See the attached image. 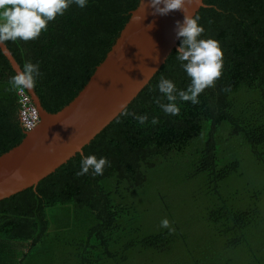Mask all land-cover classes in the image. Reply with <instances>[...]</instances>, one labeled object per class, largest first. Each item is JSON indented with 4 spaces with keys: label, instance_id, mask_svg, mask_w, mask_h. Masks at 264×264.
Returning <instances> with one entry per match:
<instances>
[{
    "label": "trees",
    "instance_id": "obj_1",
    "mask_svg": "<svg viewBox=\"0 0 264 264\" xmlns=\"http://www.w3.org/2000/svg\"><path fill=\"white\" fill-rule=\"evenodd\" d=\"M140 1L73 3L37 39L5 42L22 70L39 65L33 89L49 113L82 91ZM205 5L196 14L200 39L218 41L224 53L216 86L198 104L178 99L180 113L166 114L154 102L168 103L160 77L178 90L191 83L174 49L82 152L0 201V264H264V0ZM16 74L0 48V156L27 136L10 83ZM125 112L149 120L141 125ZM81 153L110 166L78 177ZM192 186L200 196L195 216L184 211Z\"/></svg>",
    "mask_w": 264,
    "mask_h": 264
},
{
    "label": "water",
    "instance_id": "obj_2",
    "mask_svg": "<svg viewBox=\"0 0 264 264\" xmlns=\"http://www.w3.org/2000/svg\"><path fill=\"white\" fill-rule=\"evenodd\" d=\"M149 2L141 0L131 12L107 57L62 110L49 113L35 90H29L41 110L42 122L18 146L0 156V201L36 186L82 152L143 90L172 51L178 50L181 38L176 22H183L184 12L153 15L152 7L144 8ZM185 7L189 15L196 16L206 7L205 0H187ZM0 48L16 73L23 71L5 43Z\"/></svg>",
    "mask_w": 264,
    "mask_h": 264
},
{
    "label": "clouds",
    "instance_id": "obj_3",
    "mask_svg": "<svg viewBox=\"0 0 264 264\" xmlns=\"http://www.w3.org/2000/svg\"><path fill=\"white\" fill-rule=\"evenodd\" d=\"M186 2L187 0H150L149 4L144 3L145 11L147 7L154 9L153 15H167L172 11H183L185 14L182 23L176 22L177 37L182 38L176 58L181 62L191 83L186 90H178L172 80L161 76L157 87L168 103H161L160 97L154 98V102L166 114L170 115L180 113L178 99L185 102L190 101L193 104L200 103L199 96L207 88L216 86L224 67V53L220 43L214 39H200L205 32V28L199 24L201 17L189 15L185 7ZM73 3L81 8L87 6V0H0V45L7 41L23 40L28 42L37 39L42 32L47 31L48 23L54 21L57 16L64 15ZM153 26L154 22L148 27L152 28ZM156 60L158 62V57ZM40 75L38 64L26 62L23 71L18 72L10 80L14 89L26 91L39 111L40 122L37 127L42 122V114L29 90L35 87ZM150 90L156 91L155 88ZM224 91H230V88H225ZM124 114L133 116L141 125L146 124L149 120L147 114L137 115L129 112ZM151 123L158 124L159 119L154 117ZM33 130H27L26 133ZM81 156V170L76 173L78 177L88 174L90 170L94 176L103 175L104 169L110 166V161L106 157L83 156V153ZM161 226L175 232V228L171 227L168 219L162 220Z\"/></svg>",
    "mask_w": 264,
    "mask_h": 264
},
{
    "label": "built area",
    "instance_id": "obj_4",
    "mask_svg": "<svg viewBox=\"0 0 264 264\" xmlns=\"http://www.w3.org/2000/svg\"><path fill=\"white\" fill-rule=\"evenodd\" d=\"M18 97L23 105L21 111V121L27 130H33L40 122L39 111L34 106L30 96L26 93L25 90H19Z\"/></svg>",
    "mask_w": 264,
    "mask_h": 264
},
{
    "label": "rangeland",
    "instance_id": "obj_5",
    "mask_svg": "<svg viewBox=\"0 0 264 264\" xmlns=\"http://www.w3.org/2000/svg\"><path fill=\"white\" fill-rule=\"evenodd\" d=\"M168 182L171 180L170 177H167ZM176 184V182H175ZM192 193L185 196V212L189 215L195 216L196 215V208L197 204L199 202V187L198 186H192L191 188ZM192 227H197V222H191Z\"/></svg>",
    "mask_w": 264,
    "mask_h": 264
}]
</instances>
